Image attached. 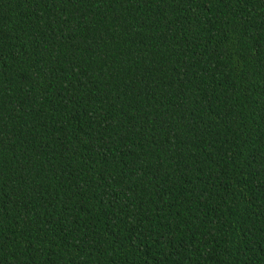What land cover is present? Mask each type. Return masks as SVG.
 <instances>
[{
	"label": "trees",
	"instance_id": "obj_1",
	"mask_svg": "<svg viewBox=\"0 0 264 264\" xmlns=\"http://www.w3.org/2000/svg\"><path fill=\"white\" fill-rule=\"evenodd\" d=\"M0 264H264V0H0Z\"/></svg>",
	"mask_w": 264,
	"mask_h": 264
}]
</instances>
